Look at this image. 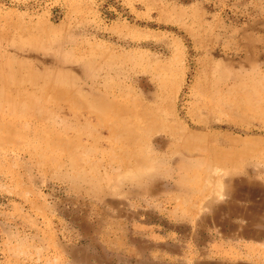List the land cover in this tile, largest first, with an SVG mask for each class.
Here are the masks:
<instances>
[{
    "label": "rangeland",
    "instance_id": "1",
    "mask_svg": "<svg viewBox=\"0 0 264 264\" xmlns=\"http://www.w3.org/2000/svg\"><path fill=\"white\" fill-rule=\"evenodd\" d=\"M0 264H264V0H0Z\"/></svg>",
    "mask_w": 264,
    "mask_h": 264
}]
</instances>
